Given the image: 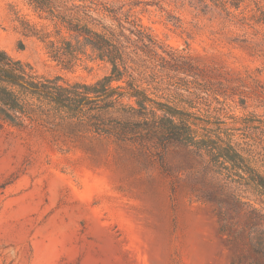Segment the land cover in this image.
Returning <instances> with one entry per match:
<instances>
[{
    "label": "rangeland",
    "instance_id": "374dc122",
    "mask_svg": "<svg viewBox=\"0 0 264 264\" xmlns=\"http://www.w3.org/2000/svg\"><path fill=\"white\" fill-rule=\"evenodd\" d=\"M106 1L119 8L117 17H99L118 32L124 26L122 39L138 51L141 69L169 72L161 65L178 63L205 70L199 82L226 94L212 106L257 120L254 128L227 119L240 128V142L264 157V21L253 18L254 2H243L234 18L198 0ZM22 18L49 24L25 0H0V47L39 74L92 82L109 71L97 62L63 68L43 42L23 34ZM135 23L153 48L142 50L130 33ZM247 130L261 134L247 137ZM159 151L162 159L155 148L78 124L0 123V264H231L228 232L257 194L230 183L192 146Z\"/></svg>",
    "mask_w": 264,
    "mask_h": 264
},
{
    "label": "trees",
    "instance_id": "16d2710c",
    "mask_svg": "<svg viewBox=\"0 0 264 264\" xmlns=\"http://www.w3.org/2000/svg\"><path fill=\"white\" fill-rule=\"evenodd\" d=\"M25 1L49 24L39 27L22 18V32L43 42L53 60L68 70L97 62L108 65L109 71L92 82L70 80L61 74L46 76L0 47V123L17 128L78 124L117 142L155 148L160 159L159 150L170 144L192 146L230 183L257 194L253 203L245 202V218L228 232V238L234 245L231 264H264V157L240 142V128L227 121L232 118L255 128L257 120L236 118L224 112L225 108L212 106L214 101L223 102L220 97L226 96L225 90L216 83L199 82L207 77L199 66L161 65L169 72L149 66L141 69L133 58L138 51H132L122 39H128L124 26L118 32L99 17H117L119 8L106 0ZM198 1L235 18L234 10H240L246 0ZM251 1L258 11L253 18L264 21V0ZM134 26L130 33L143 42L142 50L153 48L146 30L140 24ZM247 131V137L253 132L261 134V130Z\"/></svg>",
    "mask_w": 264,
    "mask_h": 264
}]
</instances>
